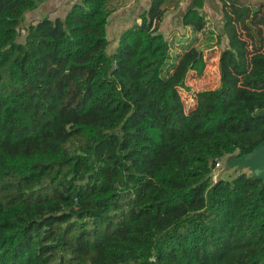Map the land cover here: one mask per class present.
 I'll list each match as a JSON object with an SVG mask.
<instances>
[{
    "label": "trees",
    "instance_id": "16d2710c",
    "mask_svg": "<svg viewBox=\"0 0 264 264\" xmlns=\"http://www.w3.org/2000/svg\"><path fill=\"white\" fill-rule=\"evenodd\" d=\"M47 1L0 0V264H264V180L213 179L264 142V4L213 0L220 84L186 110L204 54L160 31L182 0H150L111 55L122 0L25 23Z\"/></svg>",
    "mask_w": 264,
    "mask_h": 264
},
{
    "label": "rangeland",
    "instance_id": "374dc122",
    "mask_svg": "<svg viewBox=\"0 0 264 264\" xmlns=\"http://www.w3.org/2000/svg\"><path fill=\"white\" fill-rule=\"evenodd\" d=\"M175 1L176 0H168L166 7L169 8V6ZM80 2L81 0H63L62 5H59L53 4L52 0H49L38 10L28 13L25 16V23H37L45 17H49L52 20L63 18L73 5ZM190 4L188 3L184 8H178V10L171 8L160 26L161 33L171 43L173 55L183 51L181 46L187 43L188 37L197 39L195 45L204 54V60L206 63L204 75L199 77L194 72H191L186 81L187 86L191 91H181L186 110L193 107L192 105H194V96L196 93L204 90H213L219 86V58L221 50L224 47L217 45L218 39L216 35L223 34L221 32L224 27L223 10L218 5H215V8L209 6L205 11L208 21L206 29L200 33L194 34L192 29L184 27L181 22L182 13L185 12ZM130 9L135 8H118V11L109 20L108 40L110 41V45L108 53L110 55L116 52L120 35L128 29L132 21H134H130V16L123 15ZM212 33L216 34L213 36ZM232 162H234V165H232ZM235 162H237V160L233 157H229L221 162V166L213 173V179L216 181L220 179L232 180L240 173L255 174L254 168L248 163L245 164L244 162L243 165H235Z\"/></svg>",
    "mask_w": 264,
    "mask_h": 264
},
{
    "label": "water",
    "instance_id": "95a60500",
    "mask_svg": "<svg viewBox=\"0 0 264 264\" xmlns=\"http://www.w3.org/2000/svg\"><path fill=\"white\" fill-rule=\"evenodd\" d=\"M241 3L244 5L258 7L264 4V0H241ZM194 9L195 0H192L191 4L187 7L185 12L182 13V18ZM233 158L237 160V162H235V165H243L244 162L245 164L248 163L249 165H251L255 170L254 176L256 178L264 180V142L252 154L247 155L241 159H238L236 157ZM232 165H234V162H232Z\"/></svg>",
    "mask_w": 264,
    "mask_h": 264
},
{
    "label": "crops",
    "instance_id": "0c3cea01",
    "mask_svg": "<svg viewBox=\"0 0 264 264\" xmlns=\"http://www.w3.org/2000/svg\"><path fill=\"white\" fill-rule=\"evenodd\" d=\"M189 1L190 0H182L178 8H184L186 5H188ZM52 2L53 4L62 5L63 0H52ZM207 2H208V6L214 7L216 5V3L213 0H208ZM120 4H121L120 8H135V9H130L129 11L127 10L123 14L128 17L130 16V21H132L135 20L139 16V14L143 12L146 8H149L150 0H127V1L125 0V2L124 0H122ZM170 8H176V7H170Z\"/></svg>",
    "mask_w": 264,
    "mask_h": 264
},
{
    "label": "built area",
    "instance_id": "2783aa9c",
    "mask_svg": "<svg viewBox=\"0 0 264 264\" xmlns=\"http://www.w3.org/2000/svg\"><path fill=\"white\" fill-rule=\"evenodd\" d=\"M220 166H221V164L218 163L217 166H216V169L219 168ZM214 180H215V179H214ZM215 181H216V180H215Z\"/></svg>",
    "mask_w": 264,
    "mask_h": 264
}]
</instances>
